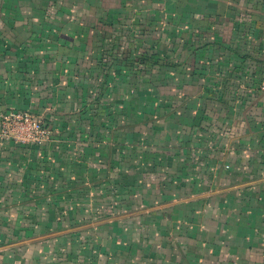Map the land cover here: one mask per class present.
<instances>
[{
    "label": "crops",
    "instance_id": "crops-1",
    "mask_svg": "<svg viewBox=\"0 0 264 264\" xmlns=\"http://www.w3.org/2000/svg\"><path fill=\"white\" fill-rule=\"evenodd\" d=\"M0 264H264V0H0Z\"/></svg>",
    "mask_w": 264,
    "mask_h": 264
},
{
    "label": "built area",
    "instance_id": "built-area-1",
    "mask_svg": "<svg viewBox=\"0 0 264 264\" xmlns=\"http://www.w3.org/2000/svg\"><path fill=\"white\" fill-rule=\"evenodd\" d=\"M49 131L41 117L26 109H10L0 114V138L19 143H41Z\"/></svg>",
    "mask_w": 264,
    "mask_h": 264
}]
</instances>
